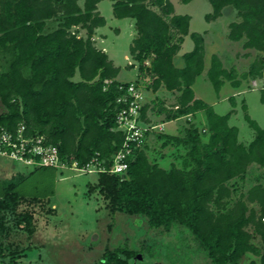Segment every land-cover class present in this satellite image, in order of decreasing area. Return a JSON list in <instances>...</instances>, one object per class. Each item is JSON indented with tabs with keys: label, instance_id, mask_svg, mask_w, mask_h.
<instances>
[{
	"label": "trees",
	"instance_id": "trees-1",
	"mask_svg": "<svg viewBox=\"0 0 264 264\" xmlns=\"http://www.w3.org/2000/svg\"><path fill=\"white\" fill-rule=\"evenodd\" d=\"M100 1L0 0V125L15 133L23 124L26 137H41L43 144L57 147L63 163L76 162L79 167L95 156L109 167L124 139L115 118L123 106L117 100L129 82L116 79L119 67L94 45V30L106 23L97 10ZM208 1L212 11L205 14L207 21L218 18L226 6L235 9L237 20L229 23L227 36L241 41L243 49L263 54L243 75L256 77L264 57V0ZM111 2L116 18L134 20L129 54L137 64L135 84L147 79L146 88L151 91L163 87L178 92L173 107L162 105L157 114H164L165 121L186 118V126L176 135L154 131L162 148L174 149L168 167L150 160L144 143L128 155L124 174L97 173L89 192L97 190L112 212L144 216L150 228L168 231L173 224L184 226L212 264H240L248 253L259 257V262L249 264H264V252L252 242L256 234L264 245L260 220L264 214V129L245 114L255 136L242 143L238 128L229 124L230 112L217 114L195 97L192 85L204 70L200 33H190L194 46L182 55L184 65L173 63L189 34L188 14H175L170 0ZM80 29L85 30V37L78 35ZM76 73L79 79L73 80ZM207 77L217 91L225 80H232L233 86L240 84L234 69L227 70L216 55L211 57ZM149 108L145 102L140 109L144 122H151ZM198 111L205 113L201 127L193 120ZM255 164L263 169L260 179L238 192L240 186L234 180L245 183ZM1 184L0 255L15 257L19 246L5 254L13 244L4 247L3 238L11 229L31 236L33 215L17 211L28 200L16 190L13 178ZM131 255L132 251L120 248L105 252L102 264H130Z\"/></svg>",
	"mask_w": 264,
	"mask_h": 264
},
{
	"label": "rangeland",
	"instance_id": "rangeland-1",
	"mask_svg": "<svg viewBox=\"0 0 264 264\" xmlns=\"http://www.w3.org/2000/svg\"><path fill=\"white\" fill-rule=\"evenodd\" d=\"M170 1L175 14H188L191 17L189 34L184 37L178 55L193 48L190 33H200L204 38L205 68L192 86L195 94L211 105L217 114L230 112L229 124L238 128V140L249 143L253 140L255 131L245 119V114L264 129V98L262 91L249 87L251 78H244L243 75L252 62L263 54L253 49H243L241 41L228 38V25L237 20L232 6H226L221 16L207 21L205 14L212 11L208 0H191L188 3L181 0ZM97 10L104 16L106 23L94 30V45L103 49L113 64L119 67L117 80L134 82L138 69L129 54V45L135 35L134 20L116 18L112 13L111 0H101ZM78 35L85 37V30L80 29ZM213 54L218 55L227 70L234 69L236 79L240 80L238 86H233L232 80H225L218 91L214 88L206 73ZM132 63L134 66H129ZM78 79L79 75L76 73L73 80ZM138 84L152 114H156L162 105L173 107L174 98L168 94L160 93L156 97L152 95L150 89L146 88L149 80H142ZM230 96L233 101L229 99ZM184 119L186 118L162 123L153 116L151 122L162 123L161 130H155L157 132L179 134L186 126ZM194 122L199 127L205 123L204 111L196 113ZM157 132H150L146 153L150 160H159L162 166L168 167L173 160L171 155L174 149L162 148L161 141L155 135ZM262 173L263 169L256 164L250 166L245 183L234 180L240 186L238 192L257 183ZM11 178L16 183V190L28 200L22 202L17 211L34 213L35 228L38 232H42L44 228L45 240L39 241L38 237H33L30 241L26 232L11 229L3 246L12 243L11 251L18 245V256L3 255L1 264H102L105 252L119 248L132 251L128 260L130 264L209 262L203 250L197 247L192 233L184 226L173 224L168 231L162 227L150 228L142 215L112 212L97 190H88L89 185L97 182V173L79 172L68 167L38 168L0 155V187L3 180ZM237 195L236 192L233 197ZM31 199L32 202H29ZM251 205L258 209L257 204ZM252 242L264 252L259 235L254 234ZM137 255H141V259L136 258ZM252 260L259 262V257L248 253L240 260V264H249Z\"/></svg>",
	"mask_w": 264,
	"mask_h": 264
},
{
	"label": "built area",
	"instance_id": "built-area-1",
	"mask_svg": "<svg viewBox=\"0 0 264 264\" xmlns=\"http://www.w3.org/2000/svg\"><path fill=\"white\" fill-rule=\"evenodd\" d=\"M249 87L259 89L264 95V57L260 73L250 79ZM124 90V94L117 100L122 102L123 106L115 118L116 129L123 133L124 139L121 147L113 154L109 167H106L104 160L97 156L92 157L82 167L76 162L65 164L60 160L56 146L43 144L41 137L35 139L26 137L23 124L16 128L15 133L7 131L0 125V155L30 166L68 167L79 172L124 174L128 166L127 157L133 149L142 147L147 142L150 132L161 130L160 123L144 122L140 118V109L145 103L141 87L135 82H129ZM186 117L190 118L189 115ZM260 220L264 225V214L260 216Z\"/></svg>",
	"mask_w": 264,
	"mask_h": 264
},
{
	"label": "crops",
	"instance_id": "crops-1",
	"mask_svg": "<svg viewBox=\"0 0 264 264\" xmlns=\"http://www.w3.org/2000/svg\"><path fill=\"white\" fill-rule=\"evenodd\" d=\"M224 12V8H223V10H222V13ZM222 13H221V15H222ZM220 15V16H221ZM190 16V15H189ZM190 19H191V17H190ZM189 26H190V21H189ZM228 34V33H227ZM188 35V34H187ZM186 36V35H185ZM184 36V37H185ZM202 36V35H201ZM202 38H203V36H202ZM183 42H184V40H183ZM183 42L181 43V46H182V44H183ZM181 46H180V49H181ZM194 46V45H193ZM192 50V49H191ZM180 51V50H179ZM178 51V52H179ZM190 51V50H189ZM178 52L174 55V57H173V63H174V65L175 66H177V67H182L183 65H184V62H183V58H182V55L184 54V53H186V52H184V53H182L181 55H178ZM188 52V51H187ZM213 55H216V54H213ZM217 57H218V55H216ZM219 58V57H218ZM220 59V58H219ZM203 61H204V38H203ZM220 61L222 62V60L220 59ZM222 64H223V66H224V63L222 62ZM204 68H205V63H204ZM209 68V67H208ZM208 70V69H207ZM204 71V70H203ZM202 71V72H203ZM206 73H207V71H206ZM196 80V79H195ZM119 81V80H118ZM120 82H126V81H120ZM194 84V83H193ZM193 86V85H192ZM193 89V88H192ZM151 91V90H150ZM194 91V90H193ZM151 93H152V95H154L155 97L158 95V94H160V93H164V94H168L169 96H171L172 98H174V102H175V96H176V94H178V92H176V91H168V90H166V89H164L163 87H160L158 90H156V91H151ZM194 95H195V97L196 98H198V96L195 94V92H194ZM199 99H201V98H199ZM204 101V100H203ZM173 102V103H174ZM205 102V101H204ZM213 108V107H212ZM150 109V108H149ZM214 110V109H213ZM147 114H148V116L150 117V119L151 118H153V116H155V117H157V119H158V122H162V123H164V122H167V121H165L164 120V114H152V112H151V110H149L148 112H147ZM191 116V115H190ZM189 116V117H190ZM196 117V116H195ZM195 117L193 118V120H195ZM183 118V117H182ZM182 118H177V119H182ZM160 120V121H159ZM185 120V119H184ZM169 121H171V120H169ZM157 122V123H158ZM161 123V124H162ZM205 125V123L202 125V126H204ZM172 135H176V134H172ZM150 139V135L148 136V140ZM148 144V143H147ZM7 170V169H6ZM7 171H9V170H7ZM19 206H20V204H19ZM18 208V207H17ZM32 213V212H31ZM32 215H33V219H32V223H33V233H32V235L31 236H28V234L26 235L29 239H30V241L31 240H33V237L35 238V237H38V240L39 241H42V240H45L44 238H45V236H44V233H45V231H44V228H43V230H42V232H38L37 231V229L35 228V221H34V213H32ZM44 226V225H43ZM25 233V232H24ZM35 235H37V236H35ZM3 241H7V235L6 236H4V238H3ZM9 242V241H8ZM9 244H12V243H9ZM8 244V245H9ZM12 247V246H11ZM9 251L10 250H7V249H5V254H8L9 253ZM204 252V251H203ZM204 254H205V252H204ZM206 255V254H205ZM246 255V254H245ZM244 257V256H243ZM242 257V258H243ZM208 258V257H207ZM208 260H209V262L207 261V264H212L211 263V261H210V259L208 258ZM0 264H1V255H0Z\"/></svg>",
	"mask_w": 264,
	"mask_h": 264
},
{
	"label": "water",
	"instance_id": "water-1",
	"mask_svg": "<svg viewBox=\"0 0 264 264\" xmlns=\"http://www.w3.org/2000/svg\"><path fill=\"white\" fill-rule=\"evenodd\" d=\"M136 258L141 259V255H137Z\"/></svg>",
	"mask_w": 264,
	"mask_h": 264
}]
</instances>
